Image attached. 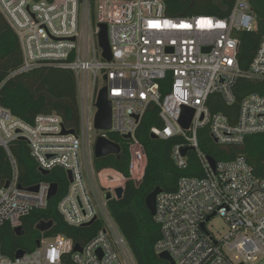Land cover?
<instances>
[{
    "label": "built area",
    "instance_id": "2783aa9c",
    "mask_svg": "<svg viewBox=\"0 0 264 264\" xmlns=\"http://www.w3.org/2000/svg\"><path fill=\"white\" fill-rule=\"evenodd\" d=\"M251 1L236 0L225 18H168L163 0H96L93 21L89 0H0V13L22 49L23 63L11 76L44 67L72 70L84 102L97 100L107 87L112 123L99 136L119 135L128 141L130 153V177L113 168L98 170L92 154L82 153L91 145L94 120L92 124L83 120L80 134H71L64 132L70 130L57 114L39 115L31 125L0 105V145L9 152L12 141L24 138L40 171L66 172L69 185L58 204L64 221L75 228L102 224L81 246L82 252H74L77 244L58 235L39 239L40 245L21 258L4 254L2 228L8 224L15 232L33 212L46 210L52 187L40 182L22 188L12 159L13 178L7 188L0 187V264H65L67 256L72 264H137L106 194L115 197L118 188L125 193L128 181H143L147 155L137 132L151 105L159 108L164 124L151 134L161 139L182 137L185 142L173 149L176 165L188 169L191 151L184 157L182 149L194 148L205 173L203 178L182 177L175 192L157 196L154 219L161 229L157 254L168 253L175 264H264V178L256 177L244 157L216 161L214 171L199 145L202 129H208L224 149L264 133V37L250 69L242 71L237 60L240 42L233 36L235 31L257 30ZM99 24L108 27L111 61L103 58L99 46ZM169 77L164 91L162 83ZM239 78L261 82L262 91L244 97L236 119L213 113L209 103L217 100L211 96L233 105ZM184 107L195 111L187 131L180 125ZM35 186L37 191L29 190ZM216 217L228 226L221 238L209 229Z\"/></svg>",
    "mask_w": 264,
    "mask_h": 264
},
{
    "label": "trees",
    "instance_id": "16d2710c",
    "mask_svg": "<svg viewBox=\"0 0 264 264\" xmlns=\"http://www.w3.org/2000/svg\"><path fill=\"white\" fill-rule=\"evenodd\" d=\"M41 1V0H33ZM50 1V0H47ZM83 0H81L82 2ZM91 4V15L95 21V2ZM131 1V0H127ZM165 15L168 18H191L195 16L227 17L236 0H163ZM252 8L257 19V30L253 32L235 31L233 36L240 42L238 64L242 71H248L257 54L264 37V0H252ZM23 63L20 41L14 30L0 13V105L9 109L13 115L27 124H34L37 116L57 114L66 129L81 132V108L78 100V81L72 70L58 67L37 68L28 73L11 76ZM172 77L162 83L166 91ZM263 84L258 81L239 78L234 86L236 101L227 105L224 101H210L213 113H223L237 118L242 100L250 93L262 91ZM212 100L218 96L212 95ZM163 121L160 110L151 105L137 132L146 155L147 166L145 176L140 185L128 181L122 200L109 203L110 212L123 233L137 264H170L159 257L155 246L161 239V229L146 205V199L156 188L163 192H175L182 177L203 178L205 173L197 158L196 152L188 154L189 167L181 170L173 158V149L183 144L182 137L171 139H153L151 130L162 129ZM107 139L121 146L119 155H110L94 159L98 170L113 168L126 177H130V153L128 141L115 133H108ZM200 149L217 162L229 161L244 157L254 169L257 178H264V133L250 135L238 147L224 149L218 146L210 136L208 129L199 131ZM16 161L18 183L22 188H29L40 182H50L59 187L58 195L50 200L48 208L35 211L24 219L25 234L17 236L10 225L1 230L3 252L14 257L19 250L33 251L36 242L43 237L51 238L63 235L75 244L84 246L93 239L102 228L101 222L90 227L75 228L68 225L58 211V204L66 194L69 181L66 172L61 168L54 169L48 176L40 173L38 165L32 157L30 147L22 140L12 141L9 152L0 145V187H4L13 178ZM41 221H53L49 232L42 234L36 230ZM65 264H72L69 256Z\"/></svg>",
    "mask_w": 264,
    "mask_h": 264
},
{
    "label": "water",
    "instance_id": "95a60500",
    "mask_svg": "<svg viewBox=\"0 0 264 264\" xmlns=\"http://www.w3.org/2000/svg\"><path fill=\"white\" fill-rule=\"evenodd\" d=\"M99 33H98V42L100 48L103 50V58L107 61L112 60V53H111V48L109 44V38H108V27L106 24H99ZM95 107L97 109V112L94 117V130L98 132L102 131H108L111 129V123H112V104L108 98V89L107 87H104L101 89L98 93L97 100ZM195 111L191 108L184 107L183 108V114L180 120V125L184 130H189L191 127V123L194 117ZM65 133H71L75 134L76 132L74 130L70 131H64ZM151 138L153 139H158V136L155 134H151ZM125 139H130V136H127ZM22 140H25L22 138ZM194 148H188L185 147L182 149V155L185 157L189 151H193ZM121 152V146L109 141L105 137L99 136L96 138L95 141V147H94V158L99 159L102 157L110 156V155H119ZM208 161L212 167V169L215 171L216 170V160L212 157H208ZM41 173L44 176H48L50 174L49 171L41 170ZM69 180L72 181V176L71 173H68ZM141 182L137 183V185H140ZM9 186V182L6 183L5 187L7 188ZM30 191H37L38 187H32L29 189ZM59 187L57 184H52L51 187V192L49 195V199H53L54 197L57 196L58 194ZM163 190L161 188H156L152 193H150L146 199V205L148 209L150 210L152 216L154 217L156 214V201H157V196L161 194ZM116 196L114 197L111 193L106 194V200L108 202H111L113 200H122L124 197V189L123 188H118L115 190ZM211 218L208 219V221ZM92 224V223H91ZM90 224V225H91ZM54 222L53 221H41L38 223L36 226V230L39 231L40 233H47L51 229H53ZM203 229H205V225L202 226ZM15 233L17 236L21 237L25 234V230L23 227H19L15 229ZM37 246L40 245V242L37 241L36 243ZM74 252H82V247L81 245L77 244L75 246ZM25 251L19 250L16 253L17 258H21L24 256ZM159 257L165 261H168L170 264H175L174 260L168 253H161L159 254Z\"/></svg>",
    "mask_w": 264,
    "mask_h": 264
},
{
    "label": "rangeland",
    "instance_id": "374dc122",
    "mask_svg": "<svg viewBox=\"0 0 264 264\" xmlns=\"http://www.w3.org/2000/svg\"><path fill=\"white\" fill-rule=\"evenodd\" d=\"M81 18H82V11H81ZM102 85H103L102 82H100L99 86L101 87ZM78 92H79L78 100H79L80 108H81L82 122H83V120H88L90 122V124H92L94 117H95V114L97 112V109L95 107L96 98L91 100V101L84 102L83 99L81 98V93H80L79 87H78ZM91 95H92V90H91ZM98 136H99V132L94 130V128L92 126V130L89 133V141H90L91 145L89 147L86 146L87 148H85L82 151V153H87V152L91 153L92 158H94L95 141H96V138ZM86 138H87V133H86ZM209 229L217 238H221L227 234L228 226L226 225L225 221L222 218L216 217L209 224Z\"/></svg>",
    "mask_w": 264,
    "mask_h": 264
},
{
    "label": "crops",
    "instance_id": "0c3cea01",
    "mask_svg": "<svg viewBox=\"0 0 264 264\" xmlns=\"http://www.w3.org/2000/svg\"><path fill=\"white\" fill-rule=\"evenodd\" d=\"M216 100H217V101H221L219 97H218V99H216ZM39 171H40V170H39ZM40 173H41V171H40ZM57 195H58V194H57ZM37 241H38V240H37ZM15 256H16V254H15Z\"/></svg>",
    "mask_w": 264,
    "mask_h": 264
}]
</instances>
